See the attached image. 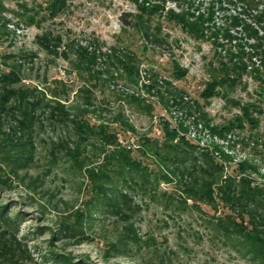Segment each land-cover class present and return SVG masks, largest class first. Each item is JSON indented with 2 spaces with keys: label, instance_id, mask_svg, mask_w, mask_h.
<instances>
[{
  "label": "rangeland",
  "instance_id": "1",
  "mask_svg": "<svg viewBox=\"0 0 264 264\" xmlns=\"http://www.w3.org/2000/svg\"><path fill=\"white\" fill-rule=\"evenodd\" d=\"M2 1L0 68H15L22 79L16 87L38 89L35 95L43 100L28 130L19 114L0 110V210L15 220L10 233L31 254L27 264H55L56 258L73 264H264L217 228V219L230 213L221 202L217 211L209 205H193L192 200L181 201L175 181L160 179L158 185L144 189L143 181L124 183L116 177L109 195L127 196L121 199L126 214L122 217L102 203L88 175L104 158L98 141L80 147L81 163L67 152L78 141L70 120L81 115L80 109H88V121L110 126L149 173L160 178L163 162L153 151L148 155L139 151L143 137L162 141L165 121L173 126L182 123L199 152H216L226 176L237 175V164L248 161L258 172L246 174L254 185L264 187V96L259 94V83L245 75L242 84L224 90V96L207 103L200 96L220 62L228 61L227 49L210 40H195L159 17L153 23H161L160 37L166 42L151 46L141 33L124 24L131 20L129 13H137L129 0H66L67 8L55 18L44 9L49 0ZM199 1L205 8L212 0ZM22 2L30 15H36L37 25L17 16ZM167 6L179 11L174 2ZM222 15L219 12L216 17L219 24ZM46 33L62 39L58 54L48 52L37 40ZM77 44L96 51L93 69L98 79L88 80L86 71L76 67L72 48ZM124 52L136 55L141 74L138 86L119 78L125 76L123 71L107 58ZM175 62L188 71L182 79L174 76ZM85 88L92 91V106L87 105ZM133 93L142 97V104L130 103L128 95ZM175 94L189 102L184 109L173 106ZM56 100L70 111L71 119L52 116L47 106ZM196 102L211 127L228 125L239 114L233 102H250L262 113H255L257 126L245 123L223 135L213 134L204 126L206 120ZM116 115L128 120L135 132L125 130L114 120ZM222 152L229 158L224 160Z\"/></svg>",
  "mask_w": 264,
  "mask_h": 264
},
{
  "label": "trees",
  "instance_id": "2",
  "mask_svg": "<svg viewBox=\"0 0 264 264\" xmlns=\"http://www.w3.org/2000/svg\"><path fill=\"white\" fill-rule=\"evenodd\" d=\"M129 1L135 4L137 13H129L131 20L124 24L132 26L141 33L145 42L151 46L164 45L166 42L160 37L161 23H153L155 18L159 17L179 26L184 33L195 40H210L215 46L227 49L228 61L220 62L219 68L213 72L201 92L200 96L206 103L215 96H224V90L234 89L242 84L245 75L259 83L261 87L259 94L264 96V0H212L205 8H202L204 3L197 0ZM168 2H174L179 11L168 7ZM19 7L22 13H17V16L21 21L29 25L38 24L36 15L28 13L29 8L25 2ZM3 8V1L0 0V9ZM66 8V0H49L44 9L49 17L55 18ZM219 12H223V20L220 24L216 21ZM37 40L48 52L58 54L57 50L62 42L60 37L46 33L38 36ZM91 48L80 44L72 48L77 58L76 67L86 71L88 80L98 79L96 75L98 73L93 69L98 56L96 51L90 50ZM107 58L112 60L113 67L123 71L125 76L119 78H126L129 83L138 86L141 74L134 62L136 60L134 53L124 52L120 56L107 55ZM173 73L176 78L182 79L188 71L175 62ZM21 80L20 72L15 68L10 71L0 68V110L7 112L9 109V112L19 114L24 119L22 126L28 130L31 128L36 109L41 107L43 100L37 99L35 95L38 89L33 91L16 87ZM91 85L93 86L92 83ZM154 85H150V88H154ZM82 91L88 102L87 105L92 106L90 97L92 91L86 88ZM128 96L130 103L143 102L142 97L134 93ZM178 96L175 94L172 104L183 106L184 109L189 102H185L181 95L179 98ZM30 100L33 102L31 103ZM233 103L239 108V114L229 121L228 125L212 127L206 118L207 115L199 110L200 104L198 102L195 104L202 118L206 120L204 126L210 128L213 134L223 135L234 127H243L245 123L257 126L259 120L255 117V113H262L257 105L250 102ZM47 107L54 118L60 116L72 118L70 111L68 112L60 101L56 100L54 105ZM147 108L151 110L150 105ZM80 110L81 115H74L70 120L78 141L74 149H67V152L77 163H81L80 147L98 141L96 144L100 146L104 158L101 166L88 170V175L94 182L97 193L101 194L105 201L102 203L109 205L120 216L126 215L122 210L121 199L127 196L122 192L109 195V186L116 177L124 183L143 181L144 185L141 186L144 189H149L153 184L158 185L160 179L166 183L175 181L181 201L187 203L188 200H192L193 205L205 204L217 211L219 203L224 204L230 213L224 218L217 219V228L228 239H236L253 254L254 258L264 262V187L254 185L250 175L246 174L248 170L252 173L258 172L255 165L241 161L237 164L239 173L226 176L223 163L216 161L214 155L216 152H199L198 145L186 137L187 129L184 124L173 126L165 121L162 129L164 139L152 140L144 136L139 149L144 155L153 151L163 162L164 173L158 178L149 173L143 162L133 155L131 146L123 145L119 141L117 133L110 126L92 124L85 118L89 110ZM114 120L121 122L128 132H135V127L120 115H116ZM195 120L197 121L196 118ZM221 155L224 160L229 158L224 152ZM15 224V220L10 218L6 211L0 210V264H24V262L27 264L32 260L31 254L20 246L17 239L12 238L14 236H11L10 230ZM55 261V264H73L62 258H56Z\"/></svg>",
  "mask_w": 264,
  "mask_h": 264
}]
</instances>
